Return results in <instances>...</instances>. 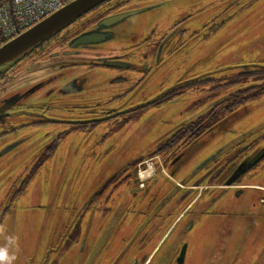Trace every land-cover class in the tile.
Here are the masks:
<instances>
[{"label": "rangeland", "instance_id": "1", "mask_svg": "<svg viewBox=\"0 0 264 264\" xmlns=\"http://www.w3.org/2000/svg\"><path fill=\"white\" fill-rule=\"evenodd\" d=\"M199 1H207L208 9H213L214 6L211 5L216 2L171 0L166 6L170 8L180 4L191 5ZM147 4L143 2L135 6L144 8ZM125 6L131 7V4L128 2ZM96 9L94 12L99 7ZM165 10L156 8L129 17L114 29L116 38L105 46H112L116 41L127 46L135 43L139 45L151 27L164 20ZM103 13H98L94 18L83 17L73 27H69L63 37H73ZM199 18L197 15L191 22ZM222 29L224 30L207 41L191 46L185 57L179 59L172 68L178 73L158 78L156 84L160 85L156 90L152 88L154 78L143 79L140 86L133 90L132 98L145 95L146 91H152L153 94L166 91L176 85L177 81L184 82L200 77L203 79L206 72L213 71L214 77L219 78L221 72L232 76L246 66L247 69L264 67V0H248ZM224 44L233 45L229 51L231 58L227 61L220 58ZM47 45V49L38 53L43 56L41 60L48 61L50 54L62 48L56 40ZM92 53L85 51L83 54ZM169 64L165 58L160 65L167 67ZM18 65L19 63L12 66L0 76V92L9 87L4 92L6 96L19 91V82L24 78L30 82L24 88L38 80L33 74L36 66L23 70ZM221 69L224 70L219 71ZM7 73L10 75H6ZM89 77V73L85 74V78ZM86 84L93 93L98 87L102 88L99 92L104 91L105 86L102 83ZM241 85L245 86L247 83L242 82ZM236 90H239V86H232L225 95ZM206 92L207 87L195 93L185 92L159 109L139 114L132 112V121L128 123L104 122L98 127L101 131L94 137L91 136L95 133L91 131V127L85 128L81 135L74 134V125L68 123L67 119L75 112L70 113L62 105L66 98L55 100L46 96L38 100L41 104L26 112L24 110L16 113L13 119L18 124L34 121L31 119L58 121H48L39 129L12 134L5 137L4 142H0V185H3L1 193L6 198H14V201L8 200L9 204L3 208L6 215L0 231V264H53L57 253L73 251L74 245L69 243L71 236L78 234L81 237L88 232L100 231L99 202L92 201L97 188L107 182L111 174L141 160L139 157L152 151L160 138L163 137L165 141L180 122L193 119V103L207 101ZM222 94L218 93L215 97ZM5 95L3 96L6 97ZM80 98L81 96H77L75 100ZM96 101L93 99L92 103ZM129 101L119 100L115 103ZM127 114L130 113H122L120 116ZM225 116L229 119L211 134L185 146V169L181 171V175L173 178L182 182L181 179L186 173L191 174L220 151L214 160L198 171L197 176L203 175L208 168L218 174L221 172L219 176L225 173L231 175L230 178L238 171L242 173L236 181L237 188L217 191L219 198L224 201L223 205H227L230 211L222 218L227 221L230 239L221 240L216 236L214 249L201 253L197 264H204L205 257L208 261L206 264H264V226L256 223L257 219L262 221L263 206L260 203V191L255 186H261L264 177V93L238 105ZM63 132L67 134L60 138ZM14 140L18 145L1 155L7 143ZM93 151L96 152L92 153ZM145 162L148 167L141 169V172L146 169L153 171L154 160L148 159ZM146 172L149 176L153 174ZM168 180L174 184L172 180ZM239 191L242 192L237 196ZM127 221L128 219L124 221L122 229L129 231ZM218 223L219 221H212L211 226ZM203 233L206 234V231L203 230L198 235ZM242 237V245L235 246V239L240 240ZM231 247L240 251H227Z\"/></svg>", "mask_w": 264, "mask_h": 264}, {"label": "flooded vegetation", "instance_id": "2", "mask_svg": "<svg viewBox=\"0 0 264 264\" xmlns=\"http://www.w3.org/2000/svg\"><path fill=\"white\" fill-rule=\"evenodd\" d=\"M170 1H107L99 7L97 12H92V14L95 13L94 15L91 16L90 13V16L86 17L94 18L98 13H104L97 17L96 21L80 29L73 37L63 36L65 31L73 27L77 21L56 35L55 39L50 40L49 43L56 40L62 48L59 47V51L50 54L48 61L41 60L43 56L38 55L39 52L48 48L46 45L38 49L35 55L19 63V68L23 70L28 69L29 66H36L33 72L38 78L36 82L24 88L30 82L25 78L20 79L22 81L18 83V87L21 86L19 91L6 96L4 92L9 88L7 87L0 92V142H4L5 137L12 134L39 129L48 121H58L31 119L34 121L18 124L13 119L16 113L24 110L26 112L33 106L41 104L38 100L46 96H51L55 100L66 98L62 105L67 107L70 113L75 112L67 119L68 123L74 125L72 128L75 129L74 134L81 135L85 128L91 127V131L95 132L91 136L94 137L101 131L98 127L104 122L128 123L132 121V112L139 114L159 109L185 92L195 93L207 87L205 96L207 101L193 103L192 111L194 112L191 115L193 119L189 118L190 120L180 122L165 141L163 137L160 138L152 151L139 157L141 160L111 174L108 181L97 188L93 196L95 199L92 201L99 202L101 230L85 233L81 237H78V234L71 236L69 243H73V251L65 254L57 253L53 264H62L60 263L62 261L65 262L64 264H178L176 259L183 246H187L186 252H188L191 250L190 245L195 241L190 235L192 230L186 231L190 224L195 228L203 219H222L226 213H230L229 209L225 208L227 205L222 206V200L217 191L224 188H237L238 179L233 186H224L223 184L231 175L225 173L219 176L221 172L218 174L210 168L201 176H197L199 170L193 175L186 173L181 179V181L185 180V184L175 181L173 177L181 175V171L185 169L187 162L185 146L204 135L211 134L215 127L229 119L225 116L229 113L227 108L230 102L238 98L229 97V94L225 95V93L232 86H239V90L248 88L249 84L245 86L229 84L238 74L247 72V68H243L232 76L221 72L219 78L214 77L213 71L206 72L203 74L206 75L203 79L200 77L184 82L177 81L176 85L166 91L162 90L156 94L146 91L145 95L133 98L132 96L133 90L139 87L141 81L147 77L154 78L152 88L156 90L160 85V83L156 84L158 78L177 74L178 72L172 68L179 59L185 57L191 46L205 42L224 30L222 28L248 0H216L215 4L211 5L214 6L213 9L206 7L207 1L167 8L166 3ZM128 2L131 7L125 6ZM143 2L148 3L147 7H144L149 8L148 10L156 8L166 10L164 20L154 24L139 45L135 43L127 46L116 41L112 46H105L116 38L114 37L110 41L97 45L69 47L74 37L88 30L100 19L141 9L135 5ZM109 5L114 6L107 7ZM197 15L200 18L192 23L191 21ZM112 31L116 36L115 30L112 29ZM232 48L233 45L230 44L222 45L220 58L224 61L230 59L229 51ZM85 51L93 53L85 55L83 54ZM165 58L170 62L167 67L160 65ZM27 63H29L28 66ZM260 67L255 69L260 71L259 79L255 83L263 84L264 67ZM160 68L166 70H160ZM88 73L90 77L85 78V74ZM6 75L9 76L10 73ZM86 83H102L105 86L104 91L99 92L102 88L98 87L99 89L93 93L86 87L89 86ZM82 89H84L83 92H81ZM218 93L224 95L216 98ZM77 96L81 98L75 100ZM93 99L97 101L92 103ZM119 100L130 101L115 103ZM122 113L130 114L120 116ZM66 134L67 132L61 133L60 138ZM171 141L176 143L172 144ZM15 143V140L8 142L5 148ZM148 159L154 160L153 174L143 178L142 174L147 169L142 172L141 169L148 167L145 162ZM168 179L174 184H171ZM257 188L260 189V203L263 206L261 217L264 222V177L262 187ZM1 191H3V185H0V231L6 215L3 208L9 204L8 200L14 201L12 197L6 198ZM127 219L129 231L122 229ZM262 221L257 219L256 223L264 226ZM183 264H190V259L186 257Z\"/></svg>", "mask_w": 264, "mask_h": 264}, {"label": "water", "instance_id": "3", "mask_svg": "<svg viewBox=\"0 0 264 264\" xmlns=\"http://www.w3.org/2000/svg\"><path fill=\"white\" fill-rule=\"evenodd\" d=\"M109 0H74L65 6H63L58 11L46 17L44 20L26 30L25 32L18 35L16 38L8 41L0 47V76L4 75L7 71L11 69V67L20 63L25 57L29 56L33 51L40 48L45 42L58 35L60 32L68 28L70 25L74 24L76 21L92 12L94 9L103 5ZM149 8H141L132 11H127L123 13H118L112 16H107L100 19L97 23L92 25L88 30L82 32L78 36L74 37L70 43V48H81L85 45H97L101 43H105L107 41L112 40L115 36L112 29H115L121 22L125 21L131 16L141 14L147 11ZM248 66H246L247 68ZM224 70V69H221ZM218 127V126H217ZM215 127L213 131L217 128ZM18 143L12 144L8 148H5L2 154H5L14 147H16ZM213 155L203 164L198 166L193 172L196 173L198 170L207 166V163L211 160H214L218 155ZM244 167V166H243ZM242 171V170H241ZM244 171V170H243ZM242 173L239 171L233 175L232 178L228 179L223 185L224 186H233L235 181L240 177ZM182 183L185 184V180H182ZM256 188L259 187L255 185ZM244 187V186H243ZM262 187V184L261 186ZM242 188V187H241ZM243 190V189H242ZM257 190H260L257 188ZM242 191L237 192V196L241 194ZM222 201V206L223 205ZM227 208V207H225ZM228 210V209H227ZM212 221H219L218 224L212 225ZM227 221H223L219 218L213 219H203L199 226H196L195 229L191 224L187 228L186 231L192 230L190 235L194 237L195 241L192 243L191 250L187 251V246L184 245L181 249L179 256L176 259L178 264H183L185 258L188 257L190 259V264H197L199 262V256L201 253L209 252L214 249V244L216 242V236L221 240L230 239V233L227 230L226 226ZM252 224V223H251ZM193 228V229H192ZM203 230L206 231V234L198 235L199 232ZM226 238V239H225ZM235 239V246L239 247L242 245L243 237L238 240ZM240 243V244H239ZM227 251L237 252L239 249L230 248ZM204 264H206L207 257L204 258Z\"/></svg>", "mask_w": 264, "mask_h": 264}, {"label": "built area", "instance_id": "4", "mask_svg": "<svg viewBox=\"0 0 264 264\" xmlns=\"http://www.w3.org/2000/svg\"><path fill=\"white\" fill-rule=\"evenodd\" d=\"M74 0H0V46Z\"/></svg>", "mask_w": 264, "mask_h": 264}, {"label": "trees", "instance_id": "5", "mask_svg": "<svg viewBox=\"0 0 264 264\" xmlns=\"http://www.w3.org/2000/svg\"><path fill=\"white\" fill-rule=\"evenodd\" d=\"M94 11H92V12H94ZM92 12H90V13H92ZM86 16H84V17H86ZM55 38H56V36L51 38L50 40H53ZM50 40H48L43 46L45 47L50 42ZM64 40H66V39H64ZM43 46H41L40 48L42 49ZM36 52H37V50L33 51L29 56H31L34 53L36 54ZM259 73H260V71L250 68V69H247V72L243 73L242 75L238 74L232 80V83H229L232 85L241 84L242 82L249 84L247 89L237 90V91H234L233 93L228 95L229 97H232V98H234V97L238 98L237 100L230 102V104L227 108L229 111H232L238 105H241V104L249 101L252 97H256V96L260 95L262 92H264V83L263 84L262 83L261 84L255 83V81H257L259 79L258 78ZM262 74L264 75V71H262ZM171 142H172V144L176 143V141H171Z\"/></svg>", "mask_w": 264, "mask_h": 264}, {"label": "bare ground", "instance_id": "6", "mask_svg": "<svg viewBox=\"0 0 264 264\" xmlns=\"http://www.w3.org/2000/svg\"><path fill=\"white\" fill-rule=\"evenodd\" d=\"M1 47V46H0ZM146 171H150V173L152 172V169H148V170H146ZM145 171V173L144 174H142V176H143V178H146V177H149V174L147 175V172ZM147 175V176H146Z\"/></svg>", "mask_w": 264, "mask_h": 264}]
</instances>
